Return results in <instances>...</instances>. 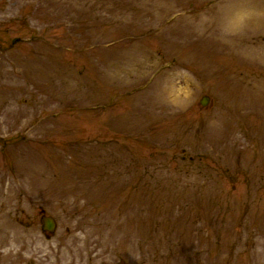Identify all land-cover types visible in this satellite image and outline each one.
<instances>
[{
  "label": "rangeland",
  "instance_id": "1",
  "mask_svg": "<svg viewBox=\"0 0 264 264\" xmlns=\"http://www.w3.org/2000/svg\"><path fill=\"white\" fill-rule=\"evenodd\" d=\"M230 1L0 0V264H264V61L239 51L264 29L218 26Z\"/></svg>",
  "mask_w": 264,
  "mask_h": 264
},
{
  "label": "bare ground",
  "instance_id": "2",
  "mask_svg": "<svg viewBox=\"0 0 264 264\" xmlns=\"http://www.w3.org/2000/svg\"><path fill=\"white\" fill-rule=\"evenodd\" d=\"M253 7L256 9V12L254 14L250 10V6L247 3L233 0L226 3L225 5L220 7V10L216 14L218 26H224V29L226 31L232 33L239 30H248L249 28L251 30L264 29V6L255 4ZM245 14H249L247 18ZM182 31L191 32V30H189L188 28H185ZM233 34L236 35V33ZM259 48L261 47L250 48L240 46L239 51L243 52L242 54L245 57L251 55V57H254L256 59L259 58L264 61V47H262L260 50ZM156 92V96L158 97V99L165 100L166 96H168V94L172 91L170 88L165 87L157 88ZM1 224L2 220L0 217V226H2Z\"/></svg>",
  "mask_w": 264,
  "mask_h": 264
},
{
  "label": "clouds",
  "instance_id": "3",
  "mask_svg": "<svg viewBox=\"0 0 264 264\" xmlns=\"http://www.w3.org/2000/svg\"><path fill=\"white\" fill-rule=\"evenodd\" d=\"M249 14H245L246 18ZM194 80V78H191ZM193 89L190 83L184 84V86L180 89L179 92L172 91L166 97V103L171 107L176 109H182L187 107V105L191 102Z\"/></svg>",
  "mask_w": 264,
  "mask_h": 264
},
{
  "label": "water",
  "instance_id": "4",
  "mask_svg": "<svg viewBox=\"0 0 264 264\" xmlns=\"http://www.w3.org/2000/svg\"><path fill=\"white\" fill-rule=\"evenodd\" d=\"M210 100V97L209 96H204L202 98V101L201 103L203 105H207L208 102ZM42 222H43V230L45 231H49L51 233L55 232V229H56V221L55 219L52 217V216H46V215H43L42 218H41Z\"/></svg>",
  "mask_w": 264,
  "mask_h": 264
}]
</instances>
